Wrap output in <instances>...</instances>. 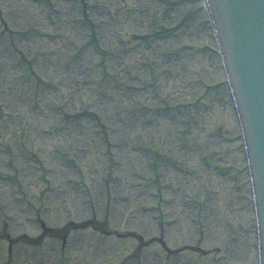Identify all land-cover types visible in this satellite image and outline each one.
Instances as JSON below:
<instances>
[{"label":"rangeland","instance_id":"374dc122","mask_svg":"<svg viewBox=\"0 0 264 264\" xmlns=\"http://www.w3.org/2000/svg\"><path fill=\"white\" fill-rule=\"evenodd\" d=\"M201 8L0 0V233L39 237L42 223L90 216L117 231L39 245L2 234L0 264H256L238 128Z\"/></svg>","mask_w":264,"mask_h":264},{"label":"water","instance_id":"95a60500","mask_svg":"<svg viewBox=\"0 0 264 264\" xmlns=\"http://www.w3.org/2000/svg\"><path fill=\"white\" fill-rule=\"evenodd\" d=\"M216 29L221 30L225 45L242 57L246 76L254 88L249 119L255 126L253 159L257 165V199L264 219V0H206ZM218 32V31H217ZM260 124L261 126H258ZM264 252V224L261 225Z\"/></svg>","mask_w":264,"mask_h":264},{"label":"trees","instance_id":"16d2710c","mask_svg":"<svg viewBox=\"0 0 264 264\" xmlns=\"http://www.w3.org/2000/svg\"><path fill=\"white\" fill-rule=\"evenodd\" d=\"M85 224L87 223V222H84ZM93 224L97 227V228H99V229H103L102 228V226H101V223H99V222H93ZM78 224L77 223H75V222H72V221H69L64 227H62L61 229H62V231L63 232H67L69 229H71V228H74V227H76ZM51 233L52 234H54V235H60V231L59 230H57V229H55V230H51Z\"/></svg>","mask_w":264,"mask_h":264}]
</instances>
